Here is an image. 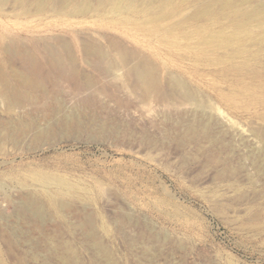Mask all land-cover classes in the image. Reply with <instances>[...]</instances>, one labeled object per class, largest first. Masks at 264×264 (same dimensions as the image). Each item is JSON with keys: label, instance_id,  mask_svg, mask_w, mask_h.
I'll return each instance as SVG.
<instances>
[{"label": "rangeland", "instance_id": "374dc122", "mask_svg": "<svg viewBox=\"0 0 264 264\" xmlns=\"http://www.w3.org/2000/svg\"><path fill=\"white\" fill-rule=\"evenodd\" d=\"M15 6H0V43L63 54L69 44L76 66L12 112L0 78V264H264V107L233 94L216 54L115 14ZM89 41L108 60L87 56ZM139 67L157 90L127 76ZM75 113L82 129L63 128Z\"/></svg>", "mask_w": 264, "mask_h": 264}, {"label": "bare ground", "instance_id": "6f19581e", "mask_svg": "<svg viewBox=\"0 0 264 264\" xmlns=\"http://www.w3.org/2000/svg\"><path fill=\"white\" fill-rule=\"evenodd\" d=\"M10 4L16 5V9L18 6L21 15L53 13V15L70 19L105 17L115 14L123 20L124 24L137 20L141 26L148 27L153 34L171 37L173 44L178 43L176 40L178 41L179 37L197 40L196 47L199 48L198 51L205 53L203 55L205 58L213 52V56L216 54L213 61L224 66L220 71L221 79L230 82L231 77L234 76L231 84L236 85L237 88H233L235 89L233 94L244 96L258 107H264V0H0V6ZM16 16L19 17L18 14ZM173 20L178 21L169 23ZM90 43V41L89 44L87 42L81 50L87 56H95L96 64H101L106 59V53L96 47L95 49L91 45L94 43ZM24 49L0 43V51L7 60L0 62V78L7 84L5 96L9 102V112H12L21 102L25 92L32 90L36 85L39 86L48 75L53 73L64 76L69 74V66L71 68L76 66L75 52L69 44L63 46L64 54L56 48L47 47L44 50V58L50 69L48 73L44 71L47 68L44 66L46 63L43 64L39 60L38 52L43 50L32 53V50ZM221 50H224L223 54H219ZM126 53L123 52L120 58L124 65L130 58ZM213 56L212 54L209 56L210 61ZM68 60L69 63H67ZM20 61H23L24 68H15ZM139 69V71H130L127 76L131 77L136 73L142 90L146 93L158 87L159 82L151 72L140 67ZM102 70L103 68L101 69L103 74ZM234 98L236 99L237 96ZM59 123L69 130L82 129V123L76 113L70 117L68 115L62 117ZM11 125L35 127L36 123L33 121L27 125L12 121ZM52 127L47 126L43 133L50 135ZM55 204L54 202L53 206ZM29 205L40 206L35 202H30Z\"/></svg>", "mask_w": 264, "mask_h": 264}]
</instances>
